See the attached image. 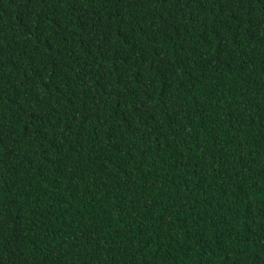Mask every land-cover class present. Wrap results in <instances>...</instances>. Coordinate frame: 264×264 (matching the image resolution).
<instances>
[{
    "label": "trees",
    "instance_id": "obj_1",
    "mask_svg": "<svg viewBox=\"0 0 264 264\" xmlns=\"http://www.w3.org/2000/svg\"><path fill=\"white\" fill-rule=\"evenodd\" d=\"M0 264H264V0H0Z\"/></svg>",
    "mask_w": 264,
    "mask_h": 264
}]
</instances>
